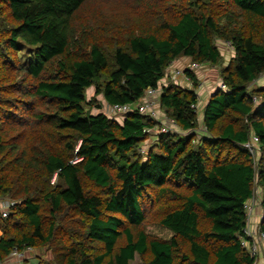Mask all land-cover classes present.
Returning <instances> with one entry per match:
<instances>
[{
    "label": "trees",
    "instance_id": "obj_1",
    "mask_svg": "<svg viewBox=\"0 0 264 264\" xmlns=\"http://www.w3.org/2000/svg\"><path fill=\"white\" fill-rule=\"evenodd\" d=\"M216 67L225 89L203 108L199 70ZM263 76L264 0H0V199L16 201L0 260L29 246L37 264H255L240 235L256 179L264 209ZM157 87L172 130L144 156L154 119L92 108Z\"/></svg>",
    "mask_w": 264,
    "mask_h": 264
},
{
    "label": "built area",
    "instance_id": "obj_2",
    "mask_svg": "<svg viewBox=\"0 0 264 264\" xmlns=\"http://www.w3.org/2000/svg\"><path fill=\"white\" fill-rule=\"evenodd\" d=\"M174 69H175L174 73L178 77H181V75L183 74V70L181 68H174ZM172 74L173 73H171V75ZM219 82L220 83H217L218 86L217 91L219 89L220 90L225 89L224 82L222 80H219ZM159 88L160 87L148 89L145 98L136 104L109 105L108 106L109 111H111V114H115L114 116L116 115L120 116L138 110L141 114H145L150 118L154 119V121L157 122L158 124H156L155 127L147 130V132L150 133V139L152 135H154L152 139H155V136L159 133L171 132L172 128L170 126L171 124H169L171 121L166 120L167 122H162L161 116L159 117L158 108H157V99H156V94H158L160 91ZM252 99L255 103H257L258 98L256 96H253ZM192 107L198 109L197 104H193ZM144 143L147 144V140ZM245 146L253 157L255 167H257L258 160L261 155V145L259 142V137L255 133H251L249 140L245 143ZM149 148L150 145L148 147L147 145H145V147L144 146L140 147V150L142 153H146V151L149 150ZM254 191L252 196L245 203L246 225L242 230L240 239L243 247L247 248L249 254L252 257H254L255 264H259L260 261L264 259V232L260 229L258 224L256 225V221L260 216L261 218H263L264 209H263V200H262V190L259 187V185L256 187V190ZM9 207L10 205L6 203L3 213L5 217L9 215L8 214V211L10 209ZM32 250L33 248L29 246L22 252L17 248H14L10 253L9 258L6 260H0V264H11L12 261L14 260L20 261L25 257L26 251H32Z\"/></svg>",
    "mask_w": 264,
    "mask_h": 264
},
{
    "label": "rangeland",
    "instance_id": "obj_3",
    "mask_svg": "<svg viewBox=\"0 0 264 264\" xmlns=\"http://www.w3.org/2000/svg\"><path fill=\"white\" fill-rule=\"evenodd\" d=\"M218 43H219L220 47L222 48L223 52L225 53V56H226L225 61H229L232 58V53H233L232 52L233 51V48L230 46V43H228V42L227 43L218 42ZM180 64H182V63H180ZM180 64L175 61L174 63H172L171 66H169V68L167 70V75L169 77V79H168L169 82H171V81H177V82H179V78L180 77H178L174 73V70H175L174 68H179L178 66ZM185 64L188 65V63H185ZM185 64L183 63L182 65H185ZM185 66H182V67L184 68ZM215 69L216 70L214 72H216V75H213V76H210V73H208L206 71L203 72V71L199 70L200 71V75H202L201 76L202 79L200 80V83H199V87H201V88L200 89L197 88V91L199 90L198 93L201 92L200 93L201 95L199 94L200 95L199 99L202 101V106H203V103L206 102L208 100V98L210 96H212V94L217 91V88H218L217 83H220L218 81V80H220L219 72H218V69L219 68L216 67ZM171 73H173V74L171 75ZM263 82H264V76L259 81H256L254 83H251L250 88L254 87L255 85H258L259 83H263ZM93 92H94V89L93 88H91L90 90H88V99H90L92 97ZM257 98H258V101H257V104H258V103H260V100L261 99L259 97H257ZM95 103L98 104V105H100L101 107L100 108H98L96 106L93 107L92 108V112L95 113V112H98V111H103L105 113L106 112L107 113L110 112L109 114H111V111H109V108H108L109 104L104 99L103 95L97 96V99H96ZM203 108H204V106H203ZM203 108H202V110H203ZM113 115H115V114H111V116H113ZM117 119L121 120V118H117ZM203 130H205V129L203 128ZM152 137H154V135H152ZM152 137H151V139L149 137L147 139V144L144 143V144L141 145V147L142 146L145 147V145H147V147L150 145V148L153 147L154 144H155V139H152ZM139 151L141 152L140 149H139ZM148 152H149V150H147L146 153H142L141 152V154L144 155V156H146L148 154ZM257 186H258V182H257V179H256L255 186H254V190H256V187ZM6 203L10 205V207H9L10 209L8 211V214H9V212H11V209L13 208L14 204L16 203V201L15 200H12L11 198H8V197H6V198L3 197V199L1 198L0 199V212L2 213V215L4 213V207H5ZM261 220H262V218L260 216L257 219V221H256V225L257 224L260 225ZM149 230H150L151 233L157 234L159 236L169 237L171 235L170 232H168L166 229H162V228H158V227H154V226H150L149 227ZM139 262H140V257L139 256H136L135 260L132 261L131 264H137ZM259 264H264V259L261 260Z\"/></svg>",
    "mask_w": 264,
    "mask_h": 264
},
{
    "label": "crops",
    "instance_id": "obj_4",
    "mask_svg": "<svg viewBox=\"0 0 264 264\" xmlns=\"http://www.w3.org/2000/svg\"><path fill=\"white\" fill-rule=\"evenodd\" d=\"M200 100V99H199ZM162 127V126H161ZM203 128L206 130L205 127H202L201 129L203 130ZM2 235V231L0 230V237ZM35 255L31 258H27L26 260L22 261V262H19L17 264H37L38 263V258H37V254L38 252L35 250L34 251ZM37 259V260H36Z\"/></svg>",
    "mask_w": 264,
    "mask_h": 264
},
{
    "label": "clouds",
    "instance_id": "obj_5",
    "mask_svg": "<svg viewBox=\"0 0 264 264\" xmlns=\"http://www.w3.org/2000/svg\"><path fill=\"white\" fill-rule=\"evenodd\" d=\"M33 251V250H32ZM27 252H31V251H27ZM27 258H29V257H24L23 259H21L20 261H12V263L11 264H17V263H19V262H22V261H24V260H26Z\"/></svg>",
    "mask_w": 264,
    "mask_h": 264
}]
</instances>
